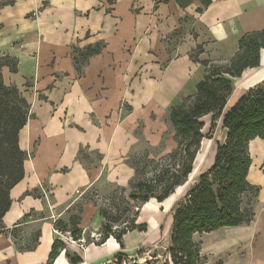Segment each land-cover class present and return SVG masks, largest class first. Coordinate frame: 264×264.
I'll use <instances>...</instances> for the list:
<instances>
[{
    "label": "crops",
    "instance_id": "crops-1",
    "mask_svg": "<svg viewBox=\"0 0 264 264\" xmlns=\"http://www.w3.org/2000/svg\"><path fill=\"white\" fill-rule=\"evenodd\" d=\"M189 1L181 7L177 0H0V58L17 62L14 73L1 68L3 83L16 87L30 107L19 132V147L27 154L24 177L10 190V207L1 220L0 264H49L55 241L64 248L51 264H71L66 253L78 255L79 264H102L142 245L141 233L134 231L123 236V249L113 238L80 248L62 238L65 232L58 235L54 224L68 225L69 208L92 186L128 190L134 170L127 160L139 142L151 159L171 152L176 143L168 112L195 95L205 73L199 62L225 64L244 34L264 29V0H210L207 7ZM97 43L103 49L78 76L72 49ZM197 47L199 62L191 58ZM263 80L261 51L256 70L231 79L223 114ZM205 119L210 132V116L202 117L203 135ZM221 119L201 140L186 182L162 202L151 199L145 207L154 201L170 202L173 208L212 165L215 143L226 137ZM79 151L87 157H79ZM249 153L247 180L258 188L253 219L194 235L203 264H264V140H252ZM92 155L95 163L86 161ZM101 223L97 207L83 204L78 225L83 239L96 235ZM13 230L22 240L39 231L35 249L20 251Z\"/></svg>",
    "mask_w": 264,
    "mask_h": 264
},
{
    "label": "trees",
    "instance_id": "trees-1",
    "mask_svg": "<svg viewBox=\"0 0 264 264\" xmlns=\"http://www.w3.org/2000/svg\"><path fill=\"white\" fill-rule=\"evenodd\" d=\"M199 1L203 7L211 2ZM177 3L186 7L190 1L177 0ZM102 49V43L72 49L78 76L88 59L99 54ZM261 51H264V29L244 34L238 40L235 56L222 65L199 62L197 56L201 48L197 47L191 58L205 68L203 79L197 84L194 96L184 98L179 106L168 112L176 147L158 159L149 158L148 150L129 155L127 163L133 168L134 177L129 183L128 192L124 188L112 186L113 191L103 197L99 205L95 200L99 197L98 191L92 186L69 208L68 225L57 221L54 224L55 231L68 233L75 241L81 239L82 231L78 228L80 214L83 204L90 202L97 207L102 218L99 238L91 241V244L99 246L113 238L123 249L124 235L134 231L146 232V225L137 223L140 208L151 199L162 202L186 182L201 140L209 137L221 116V128L226 130V137L222 144L215 143L212 165L195 179L171 210L168 249L171 263L203 264L200 245L194 241V235L250 223L258 188L247 180L251 166L249 143L256 138L264 140V80L249 89L224 114L223 109L233 90L231 79L244 70H256ZM16 65L15 59L8 56L0 58V229H3L1 220L11 203L9 192L23 179V164L27 159V154L19 147V132L29 118L30 107L16 87L3 83L1 75L2 67H8L14 73ZM205 116L211 119L210 132L203 135L200 119ZM82 156L79 151V157ZM11 235L15 240L18 237L14 230ZM39 237L40 232L35 231L27 239L26 246L17 245V248L31 251L37 246ZM63 248L62 242L53 243L49 264ZM138 250L141 251L142 247ZM125 255L122 251L117 252L102 264H123L122 257ZM66 257L71 264L82 262L76 254L66 253Z\"/></svg>",
    "mask_w": 264,
    "mask_h": 264
},
{
    "label": "rangeland",
    "instance_id": "rangeland-1",
    "mask_svg": "<svg viewBox=\"0 0 264 264\" xmlns=\"http://www.w3.org/2000/svg\"><path fill=\"white\" fill-rule=\"evenodd\" d=\"M189 25H190L189 19L183 22V28L185 30H187ZM204 122H205V128L203 132L207 134L208 119H205ZM215 131H217V128ZM167 139H169V136L167 137ZM145 148L146 146L143 143L139 142L135 147V149L131 151L130 155H135L140 152H143ZM82 155L83 158L84 156L87 157L86 153L85 154L82 153ZM96 159H97L96 155H92L89 156L88 160L86 161L95 163ZM192 179L194 180L195 177H193ZM98 190H99L98 191L99 197L96 198L95 200H97V203L101 205L103 202V197L111 193L113 191V188L108 185H103ZM180 191L181 189H179L177 192ZM126 192H128V190H126ZM171 210L172 207L170 205V202L166 203V205H160V204H156L153 201L152 203L148 204L147 207L142 206L140 208L137 221L145 222L146 231H147L146 233H141L143 243H141L142 245L139 247H142V250L139 251L138 250L139 247L137 246L133 248V250L131 251L129 250L128 253H125L126 251L125 252L123 251L126 254L125 257H122L123 264H164V263L172 264L168 253V249L170 247L169 221L171 216L170 215ZM129 238L125 239L124 241L125 247L127 249L130 248ZM91 241L92 240H90L88 236V238L86 239L87 244L91 243ZM16 243L19 246H26L27 239L22 240V237L19 236L16 239ZM111 264H114V262Z\"/></svg>",
    "mask_w": 264,
    "mask_h": 264
},
{
    "label": "built area",
    "instance_id": "built-area-1",
    "mask_svg": "<svg viewBox=\"0 0 264 264\" xmlns=\"http://www.w3.org/2000/svg\"><path fill=\"white\" fill-rule=\"evenodd\" d=\"M57 232V231H56ZM58 235H60V233H57ZM62 238L67 242V243H69V244H75V245H78L80 248H83L85 245H87V243H86V240L85 239H83V233H82V237H81V239H79V240H77V241H75V240H73L71 237H70V235L68 234V233H66V234H64L63 236H62ZM90 240H92V241H97L98 240V238H99V234L97 233L96 235H91L90 237Z\"/></svg>",
    "mask_w": 264,
    "mask_h": 264
},
{
    "label": "bare ground",
    "instance_id": "bare-ground-1",
    "mask_svg": "<svg viewBox=\"0 0 264 264\" xmlns=\"http://www.w3.org/2000/svg\"><path fill=\"white\" fill-rule=\"evenodd\" d=\"M145 207V206H144Z\"/></svg>",
    "mask_w": 264,
    "mask_h": 264
}]
</instances>
